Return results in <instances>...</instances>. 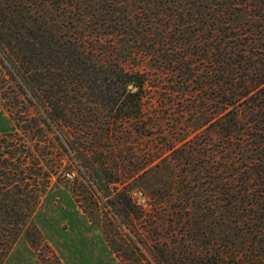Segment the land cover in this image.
<instances>
[{
  "label": "trees",
  "instance_id": "1",
  "mask_svg": "<svg viewBox=\"0 0 264 264\" xmlns=\"http://www.w3.org/2000/svg\"><path fill=\"white\" fill-rule=\"evenodd\" d=\"M66 1L76 11L63 28L65 16L124 34L176 73L177 89L90 54L38 10L51 0H0V88L8 77L21 91L2 95L12 125L0 132V263L20 236L40 252L37 212L67 193L128 264H264V0ZM204 95L218 150L198 135L155 154L129 147L154 135L158 105L186 99L207 117ZM119 134L127 157L106 145Z\"/></svg>",
  "mask_w": 264,
  "mask_h": 264
},
{
  "label": "rangeland",
  "instance_id": "2",
  "mask_svg": "<svg viewBox=\"0 0 264 264\" xmlns=\"http://www.w3.org/2000/svg\"><path fill=\"white\" fill-rule=\"evenodd\" d=\"M43 5V6H42ZM131 9H136V4L129 6ZM38 10L44 13L48 18L54 19L55 24L62 26V31L67 34L75 36L85 46V50H90L98 59L103 61H117L125 70L129 71H145L149 75L160 74L162 80L166 82V86L170 87V91L176 90L175 85H171V80L177 79L176 73L160 68L153 59L141 53H133L129 44L126 42V36L120 32L112 31L109 27L91 26V29L85 22L80 19H70L65 17L68 25L63 28L62 14L74 13L75 8L66 0H51V2L39 3ZM57 19V20H56ZM131 44V43H130ZM134 50V49H133ZM89 52V51H88ZM90 53V52H89ZM91 54V53H90ZM205 63V62H204ZM6 72L1 65L0 60V76ZM193 86V83H191ZM0 88V132L11 128L12 120L10 117V109L7 103L12 99H3L2 95L9 94L12 97L14 94H21L18 91L19 87L15 86L8 77L3 80ZM15 91V93H12ZM150 96H154L155 92L151 89L148 91ZM153 94V95H152ZM175 96L178 94L174 93ZM202 93L199 91L189 92L187 99L189 102H195L200 99ZM209 95H214L213 91ZM208 95H204V108L208 110L207 117L202 116L198 118L197 113H189L186 111L188 101L185 99L175 101L171 106H157L153 111L157 115V127L154 129V135L131 139L128 143L131 147H139L142 145H150L154 147V154L161 149L157 146H162L167 149L172 143H180V140H187L194 135H198L201 142L207 138H211L213 142L210 145L211 150H218V133L214 131L212 122L216 121V117L210 113L215 109V104L210 107V100H207ZM19 108L23 110L28 106L29 101L23 95L19 96ZM200 104V103H198ZM198 110V108H197ZM207 118V119H206ZM213 118V119H211ZM214 125V124H213ZM97 134V132H95ZM118 138L112 140L106 139L108 150L113 148L118 156L127 157V150L125 148L126 140L119 134ZM170 140V141H169ZM172 141V142H171ZM166 142V143H165ZM110 148V149H109ZM203 147H201V151ZM111 154V151H109ZM144 153H140L137 149V156L142 159ZM201 155H198V157ZM199 158L196 157V160ZM76 172H74L75 174ZM35 221L40 228L42 234L38 238L37 249L35 253L29 250V242L24 236H20L17 242V251H25L22 255L31 260L37 261V256L40 260L42 255L46 258V264H128L121 257L117 256L110 248L102 227L101 219L90 218L87 213L83 211L82 207L74 201V199L67 193L49 197L37 212ZM39 253V254H38ZM41 261V260H40ZM42 262V261H41ZM43 263V262H42ZM44 264V263H43ZM143 264V263H142ZM145 264H153L145 262Z\"/></svg>",
  "mask_w": 264,
  "mask_h": 264
},
{
  "label": "crops",
  "instance_id": "3",
  "mask_svg": "<svg viewBox=\"0 0 264 264\" xmlns=\"http://www.w3.org/2000/svg\"><path fill=\"white\" fill-rule=\"evenodd\" d=\"M19 239V238H18ZM17 242V241H16ZM16 244H14L11 249L9 250L8 254L5 256V258L3 259V261L0 264H43L38 256L37 261L36 260H31L29 259V257H25L22 254L25 252L23 250H19L17 251V246H15ZM29 250L35 253L36 252L34 250V248L29 244Z\"/></svg>",
  "mask_w": 264,
  "mask_h": 264
},
{
  "label": "clouds",
  "instance_id": "4",
  "mask_svg": "<svg viewBox=\"0 0 264 264\" xmlns=\"http://www.w3.org/2000/svg\"><path fill=\"white\" fill-rule=\"evenodd\" d=\"M147 200L148 197H144L143 199H139V200H134V203L138 206V207H142L145 208L147 207Z\"/></svg>",
  "mask_w": 264,
  "mask_h": 264
},
{
  "label": "water",
  "instance_id": "5",
  "mask_svg": "<svg viewBox=\"0 0 264 264\" xmlns=\"http://www.w3.org/2000/svg\"><path fill=\"white\" fill-rule=\"evenodd\" d=\"M129 87H131V86L129 85Z\"/></svg>",
  "mask_w": 264,
  "mask_h": 264
}]
</instances>
